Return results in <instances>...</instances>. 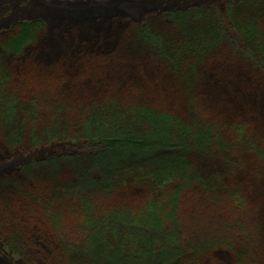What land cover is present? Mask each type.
Here are the masks:
<instances>
[{"label":"trees","instance_id":"obj_1","mask_svg":"<svg viewBox=\"0 0 264 264\" xmlns=\"http://www.w3.org/2000/svg\"><path fill=\"white\" fill-rule=\"evenodd\" d=\"M221 1L0 33L17 264H264V0ZM58 32L75 58L49 50Z\"/></svg>","mask_w":264,"mask_h":264},{"label":"rangeland","instance_id":"obj_2","mask_svg":"<svg viewBox=\"0 0 264 264\" xmlns=\"http://www.w3.org/2000/svg\"><path fill=\"white\" fill-rule=\"evenodd\" d=\"M176 2H178V0H128L126 3L120 4L106 3L80 8H67L56 4H46L43 0H0V33L18 21H28L33 19L46 20L51 27L57 24L59 22L58 20H62L61 23L64 24V27L61 31L64 32L66 27H68L67 23L69 21L75 22L79 16L95 17L96 15L133 13L134 16L137 15L140 18L144 12L150 9H169L174 7ZM184 2H194L199 4H213L215 2L214 4L217 5L222 3L221 0H184ZM60 32L57 33V38L51 43L52 47H50L49 50L54 48L60 52H67L75 58L76 54H74V51L76 46L71 44V39L65 40V37ZM114 47L118 49L122 48V46L117 47V42L114 43ZM6 60L7 59L4 58L3 62ZM51 125L54 128L57 126L56 124ZM47 129H49V126ZM22 161L23 159H20L17 164L19 165ZM10 169L8 168L5 170L7 171ZM25 253L27 252L25 251L23 254ZM21 258L22 257L17 258L11 256L0 245V264H17L18 260L22 262L23 259Z\"/></svg>","mask_w":264,"mask_h":264}]
</instances>
